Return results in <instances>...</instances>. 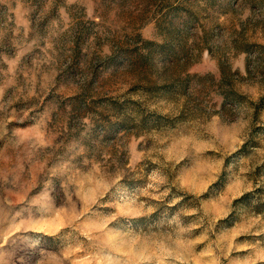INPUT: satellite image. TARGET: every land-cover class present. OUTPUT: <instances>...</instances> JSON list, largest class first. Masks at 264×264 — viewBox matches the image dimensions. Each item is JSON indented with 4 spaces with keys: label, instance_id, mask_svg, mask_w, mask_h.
<instances>
[{
    "label": "rangeland",
    "instance_id": "rangeland-1",
    "mask_svg": "<svg viewBox=\"0 0 264 264\" xmlns=\"http://www.w3.org/2000/svg\"><path fill=\"white\" fill-rule=\"evenodd\" d=\"M0 264H264V0H0Z\"/></svg>",
    "mask_w": 264,
    "mask_h": 264
}]
</instances>
